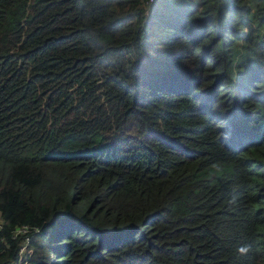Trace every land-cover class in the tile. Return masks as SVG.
I'll list each match as a JSON object with an SVG mask.
<instances>
[{"label":"trees","instance_id":"trees-1","mask_svg":"<svg viewBox=\"0 0 264 264\" xmlns=\"http://www.w3.org/2000/svg\"><path fill=\"white\" fill-rule=\"evenodd\" d=\"M0 264H264V0H0Z\"/></svg>","mask_w":264,"mask_h":264},{"label":"clouds","instance_id":"clouds-1","mask_svg":"<svg viewBox=\"0 0 264 264\" xmlns=\"http://www.w3.org/2000/svg\"><path fill=\"white\" fill-rule=\"evenodd\" d=\"M238 251H239L241 254H246L247 251H249V249H248L247 246H243V247H241L240 249H238Z\"/></svg>","mask_w":264,"mask_h":264},{"label":"rangeland","instance_id":"rangeland-1","mask_svg":"<svg viewBox=\"0 0 264 264\" xmlns=\"http://www.w3.org/2000/svg\"><path fill=\"white\" fill-rule=\"evenodd\" d=\"M25 249H26L25 246H22V247H21V249H20V254H21V255H23V252L26 251Z\"/></svg>","mask_w":264,"mask_h":264},{"label":"built area","instance_id":"built-area-1","mask_svg":"<svg viewBox=\"0 0 264 264\" xmlns=\"http://www.w3.org/2000/svg\"><path fill=\"white\" fill-rule=\"evenodd\" d=\"M152 1V0H151Z\"/></svg>","mask_w":264,"mask_h":264}]
</instances>
